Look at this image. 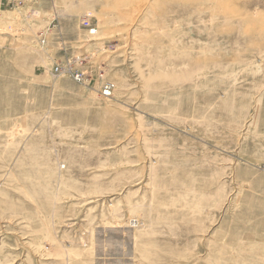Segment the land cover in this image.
Returning <instances> with one entry per match:
<instances>
[{
	"label": "rangeland",
	"instance_id": "rangeland-1",
	"mask_svg": "<svg viewBox=\"0 0 264 264\" xmlns=\"http://www.w3.org/2000/svg\"><path fill=\"white\" fill-rule=\"evenodd\" d=\"M0 264H264V0H0Z\"/></svg>",
	"mask_w": 264,
	"mask_h": 264
}]
</instances>
